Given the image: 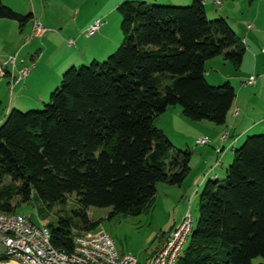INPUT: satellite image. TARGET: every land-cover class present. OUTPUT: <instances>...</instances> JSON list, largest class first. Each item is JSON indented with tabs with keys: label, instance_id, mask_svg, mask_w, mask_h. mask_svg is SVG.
<instances>
[{
	"label": "trees",
	"instance_id": "1",
	"mask_svg": "<svg viewBox=\"0 0 264 264\" xmlns=\"http://www.w3.org/2000/svg\"><path fill=\"white\" fill-rule=\"evenodd\" d=\"M118 12L123 40L114 52L70 68L42 109H12L0 125V189L9 179L10 195L0 196V212L35 199L49 213L74 197L67 217L46 225L52 244L67 252L74 232L98 228L91 208L136 216L157 183L184 181L191 155L155 127L158 116L179 106L190 121L224 126L236 97L228 81L208 84L205 63L222 56L239 69L245 48L224 18H207L204 0L187 7L123 1ZM32 18L0 0V19L22 29ZM198 213L177 264L264 261V135L248 136L224 178L205 183Z\"/></svg>",
	"mask_w": 264,
	"mask_h": 264
},
{
	"label": "rangeland",
	"instance_id": "2",
	"mask_svg": "<svg viewBox=\"0 0 264 264\" xmlns=\"http://www.w3.org/2000/svg\"><path fill=\"white\" fill-rule=\"evenodd\" d=\"M5 1L16 7L17 10H12L17 14L34 13L45 34L43 33L44 37H34L30 22L21 32L15 22L4 21L0 24L1 37L9 35L11 39H20L16 45L18 54L15 50L10 51L14 45L0 48V63L6 60L4 55H17L18 68L30 69L27 76L29 78L26 77L20 84L21 89L26 87L20 97L16 96L15 91L12 94L8 77L0 79V125L12 109L21 112L42 109L50 94L60 86L64 73L70 68L89 66L93 61L103 62L116 50L118 46L112 52H107L106 56H102L101 52L107 51L109 44H95L92 42L94 38L89 40L90 37L86 35L96 21L105 24L100 19L105 18L104 13L111 7L116 9L123 1H149L152 5L173 7H187L192 3V0L169 3H153L162 0ZM240 12L241 10L236 11L229 17L239 20ZM114 14L111 19L116 21L118 41L121 43V14L117 11ZM104 21L109 24L108 19ZM228 22L232 26L235 25L231 20ZM89 23L91 24L88 26ZM7 24L12 25L10 27ZM108 35L111 39H117L114 28L110 29ZM70 40L74 42L72 46H68ZM251 42V49L246 48L239 69L222 56L209 59L205 63V77L209 85L218 86L228 81L233 86L236 95L234 107L239 108L238 117L232 119L233 115H228L224 126H215L207 121H190L183 116L179 106H171L154 121L155 127L160 129L177 149L188 151L191 155L190 171L181 185L157 183L153 201L144 212L136 216L115 214L109 218L110 209L91 208L88 211L90 219L99 222L98 229L104 230L113 239L120 255L134 256L140 264H145L151 254L161 247L169 231L178 226L184 218L191 219L195 227L199 215V196L205 183L208 180L224 178L225 170L232 161L233 150L239 148L248 136L264 135V33L256 38L254 36ZM251 77L255 79V84L248 86L245 82ZM220 78L225 80L219 84ZM233 120L234 125L231 124ZM225 134L228 138L222 142L220 138ZM201 138L210 140V143L197 146L196 140ZM222 148L221 153H218ZM8 186L9 179H5L0 189L2 200H10V195H7ZM11 204L14 207L16 199L11 200ZM74 207V197H70L63 207H55L51 212L41 214L39 202L31 199L28 203L20 204L14 213L28 217L34 225L41 227L55 223L59 217H67ZM253 263L260 264L264 261L257 258Z\"/></svg>",
	"mask_w": 264,
	"mask_h": 264
},
{
	"label": "built area",
	"instance_id": "3",
	"mask_svg": "<svg viewBox=\"0 0 264 264\" xmlns=\"http://www.w3.org/2000/svg\"><path fill=\"white\" fill-rule=\"evenodd\" d=\"M219 3L216 2V5ZM102 25V22L96 21L86 35L92 37ZM32 30L34 37H40L44 33L42 25L36 20ZM73 44L72 40L68 42V46ZM10 73L9 87L12 90L28 76L30 69L18 68L17 55H9L0 63V79ZM245 84L252 86L255 79L251 77ZM238 114L239 110L234 109L233 117ZM227 138L225 134L220 140L224 142ZM209 143L210 140L201 138L195 144L206 146ZM192 228V220L184 218L169 231L161 247L151 254L145 264H177ZM73 235L72 249L68 252L59 250L52 244L51 232L46 226H36L21 214L0 212V264H140L134 256L120 255L113 239L104 230L97 228L82 233L74 232Z\"/></svg>",
	"mask_w": 264,
	"mask_h": 264
},
{
	"label": "crops",
	"instance_id": "4",
	"mask_svg": "<svg viewBox=\"0 0 264 264\" xmlns=\"http://www.w3.org/2000/svg\"><path fill=\"white\" fill-rule=\"evenodd\" d=\"M1 1L5 6L9 7L10 9L13 8V9L17 10L13 4L7 3L5 0H1ZM150 1H155V0H150ZM157 2L169 3V2H177V0H162V1H156L153 3H157ZM185 2H191V0H185ZM216 2H220L219 5H216ZM187 4H189V3H187ZM204 8H205L207 18L213 19V18L221 17V18H224L226 20L228 25L233 29V31L236 33L237 37L240 39L241 44H243V46L245 48V51H246V48H248L249 50L251 49V47H250L252 45L251 40L253 39L254 36L256 38L259 35H261L262 33H264V31H263V28H264V0H255L253 3H249L248 0H204ZM239 10H241V12H240L241 16L239 17V20L231 19V17H229L231 14L234 15L236 13V11H239ZM115 11L118 12V7L116 9H115V7L114 8L111 7L108 10V12L104 13L105 18H101L100 20H102L105 24L100 28L99 33H97L93 37L89 38V40L94 38V40H92V42H94L95 44H98V43H100L102 45H104V44L108 45L109 44L107 49H106L107 51L101 52V54H103L102 56H106L108 54L107 52H112V50H114V48L119 46L117 44H120L118 41L119 32L115 26L116 21L111 19V16L115 15L114 14ZM27 14H29V13H27ZM32 17L33 18L29 21L31 23V29L33 28L34 20H37L34 13L32 14ZM105 19L109 20V24L106 21H104ZM229 20H231V22H233V23L235 22L234 23L235 25H233V26H235L236 29L231 24H229V22H228ZM4 21H9L12 23L14 22V21H10L7 19H0V24L4 23ZM112 21H113V23H112ZM90 24L91 23H89L88 26ZM7 25H9L11 27L12 24H7ZM248 26H251L252 28L249 29V28H247ZM23 28L20 29V32L23 31ZM111 28L115 29L116 34H117V39L116 38L111 39L110 35L107 36V33L110 32ZM255 30H257V32H255ZM253 31L255 32V34ZM239 36H241V38ZM43 37H44V35H43ZM19 40L20 39H11V38H9V35H6L4 37L0 36V48L2 46L14 45L13 48H15V49L12 48V49H10V51L15 50L14 52H17V54H18L19 51H18V49L16 50V45H17ZM4 57L6 58L5 55H4ZM94 60H96V59H94ZM19 68H21V67H19ZM6 77H8L7 78V81H8L11 77V73L8 74ZM27 78H29V77H27ZM261 78H263V76ZM23 80L21 82H19L17 85H15L14 88L11 90L12 94L15 91L17 97L22 96V94L24 93L23 91L26 90V87L24 89H21L22 85L20 86V84L23 82ZM223 80H225V79L220 78L218 81L219 84H220V82H224ZM234 104H235V101L233 103V107H232L229 115H231V114L233 115L234 109L239 110L238 107H236V106L234 107ZM238 116H239V114L236 117H238ZM232 119H235V117ZM231 124L234 125V120H233V122L231 121ZM222 150H223V148L218 150L219 153H221Z\"/></svg>",
	"mask_w": 264,
	"mask_h": 264
}]
</instances>
